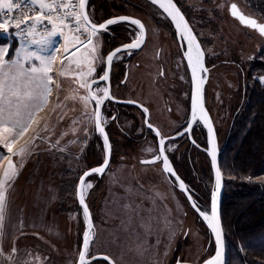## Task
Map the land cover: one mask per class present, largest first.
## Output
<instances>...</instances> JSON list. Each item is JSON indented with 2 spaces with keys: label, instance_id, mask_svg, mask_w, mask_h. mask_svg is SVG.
<instances>
[{
  "label": "rangeland",
  "instance_id": "1",
  "mask_svg": "<svg viewBox=\"0 0 264 264\" xmlns=\"http://www.w3.org/2000/svg\"><path fill=\"white\" fill-rule=\"evenodd\" d=\"M177 1L205 54L208 71L202 75L204 105L222 149L234 115L244 110L246 90L252 89L256 81L264 86V73L258 74L255 67H251L256 61L264 63V37L234 19L229 6L234 3L245 15L264 23V0ZM56 2L75 4L77 0ZM88 13L96 24L114 16H134L149 25L148 50L162 43V38L163 45H169L168 37H163L160 31L167 25L160 22L151 0H89ZM127 25L133 26L118 22L100 32L99 54L103 58L112 45L135 37V32ZM42 35L37 34L36 39ZM104 36H110L109 40H104ZM56 40L61 45L60 60L51 75L60 88L51 85L53 91L48 104L36 112V123L16 145L19 149L39 133L31 154L23 158L22 166L20 157L12 158L18 174L7 192V211L0 229V264H75L88 231L83 209L76 200V183L85 170L104 161V143L91 118L92 101L86 107L80 99L87 95L85 89L79 88L73 76L58 75L68 62L64 60L62 65L63 40L59 36ZM16 43L20 48L27 46L13 29L9 28L8 33L0 30V44L14 46ZM31 47L36 49V45ZM167 50L176 54L173 46H168ZM30 63L38 64L37 61ZM93 66L94 77H97L104 69L103 63L97 61ZM130 72L128 90H138L141 71L131 65ZM25 80L26 77L21 78L19 87ZM149 101L152 120L159 125L161 135L172 134L182 119L180 110L174 105L172 113H166L158 96H150ZM57 104L61 106L56 107ZM102 118L106 130L105 112ZM192 130L191 148L183 141L169 142L165 152L171 168L186 183L194 202L210 216L213 178L206 154L207 135L200 120H195ZM109 131L122 138L116 126ZM113 139L115 143L106 172L86 179L92 184L85 195L93 221L87 256L91 259L89 264H109L108 260L97 258L99 256L108 257L113 264H199L210 257L214 241L180 192L179 183L162 171L159 162L143 163L156 154L155 142L120 147L117 144L122 140L116 136ZM0 153L8 155L2 147ZM6 167L7 160L0 161V176ZM222 175L223 178V172ZM257 180L264 183V175Z\"/></svg>",
  "mask_w": 264,
  "mask_h": 264
},
{
  "label": "snow or ice",
  "instance_id": "2",
  "mask_svg": "<svg viewBox=\"0 0 264 264\" xmlns=\"http://www.w3.org/2000/svg\"><path fill=\"white\" fill-rule=\"evenodd\" d=\"M151 2L162 9L172 19L176 25L178 34L187 42L186 59L191 69L192 80L195 86V93L192 100V119L195 121L197 114H199L200 118L209 125V132L211 133L210 120L203 107L202 85L204 79L200 76V73L207 71L203 64L204 53L173 0H151ZM24 3L25 0H0V29L4 33L9 32V26L19 29L15 34L25 40L27 44L26 47H22L17 52L18 58L16 60L9 61H5L4 59L8 49L0 47V147L4 148L8 153V155L0 153V161L7 160V167L4 169L2 176H0V229L3 227V221L7 211V192L18 174L12 158L20 157L22 166L23 158L31 154L32 144L35 139L39 138V133L31 138V140L26 141L19 149H16V145L29 131L32 124L36 123V112L43 110V107L48 104L49 97L53 91L51 85L55 84L56 88H60V84L51 75L53 71L52 64L57 59L56 53L61 48L56 37L59 36L63 40L62 47L65 55L61 63L63 65L64 60L68 62L58 72V75L61 77L73 76L79 88L85 89L87 95L81 96L80 99L86 107L89 101H95L91 118L94 119L97 130L104 137V143L107 148L108 137L105 134L104 128L101 126L105 121H103L101 116L100 107L106 99L113 98L110 96L107 87L101 88L99 85V80L107 81L109 79L108 72L105 71L103 75L94 77L95 68L93 65L97 61H104V58L99 54V34L101 31H106L109 25L116 24L120 21H128L138 27L139 39L124 46V48L138 49L142 45L146 33L145 26L140 20L128 17L109 19L105 23L97 25L90 19L86 11L87 0H77L75 4L71 2L58 4L56 0H51V2L49 0H28L30 7L27 11H34L35 14L32 16L13 15V11L21 9V5ZM58 8L72 10L60 14L57 12ZM231 12L242 24L257 28L260 34L264 35V26L257 25V22L253 19H246L239 13L235 4L231 5ZM45 21L47 22L46 24ZM21 25H25V27L21 28ZM40 28L44 29V34L39 39H36ZM29 38L31 39L29 40ZM32 45H36L35 50H30ZM120 51L121 49H116L107 55L106 61L108 67L111 66L114 57ZM21 56L23 60L20 59ZM32 61H37L38 64L30 63ZM25 63H30V66L25 68ZM73 65L75 68L72 67ZM85 68L87 69L86 71L84 70ZM22 77H26L23 83L25 89L23 92L18 84ZM32 84L35 87L30 89L29 85ZM98 92L103 93V96H98ZM60 106V104L56 105V107ZM144 112L147 113L146 108ZM148 127L152 128L153 126L148 124ZM156 135L160 136V133L157 131ZM210 143L212 144V151L209 152V155L212 158L213 167L215 168V144L214 141H210ZM147 150L149 152L152 151L151 148ZM156 160L163 161V170L166 173H171L173 176L176 175L169 164L167 155H165V141L163 138L159 140V155ZM155 162V160L143 161V163ZM107 165L108 160L106 159L103 166L86 172L84 176L87 177L93 172L103 174ZM216 183L218 189L220 186V173L218 169ZM91 187L92 184L88 183L84 177L80 179L78 198L80 204L83 206L89 231L85 233L83 250L79 254V264H89L86 257L88 256L89 239L92 235L93 225L85 201V195L86 190ZM180 188L182 190L185 188L182 182L180 183ZM193 206L195 207L196 205L194 204ZM201 215L208 222L209 228L216 234L218 245L216 257L207 261V264H223V241L215 195L213 196L211 215L209 216L204 213H201ZM103 258L109 260L108 257ZM109 264H111L110 260Z\"/></svg>",
  "mask_w": 264,
  "mask_h": 264
},
{
  "label": "flooded vegetation",
  "instance_id": "3",
  "mask_svg": "<svg viewBox=\"0 0 264 264\" xmlns=\"http://www.w3.org/2000/svg\"><path fill=\"white\" fill-rule=\"evenodd\" d=\"M173 1L177 5V8L184 15L186 19L185 21H187V23L193 30V27L190 21H188V17L182 9L180 3H178L177 0ZM156 10L160 22H164V25H167V28L165 27L160 29L163 37H168L169 45H167V47L173 46L176 54H174L173 50H167V47L163 45L164 38H162L161 40L162 43H160L159 45H154L152 49L148 50L147 46H149L151 30L146 22L139 19L145 26L146 30L143 44L140 46L141 48L139 50H122L117 53L116 57H114L111 64V71H109V79L107 81L102 80L99 82V85H103L104 87H107L109 89L110 96L113 99H106L103 105L100 107V112L101 116L102 113L105 112L108 119L106 134L108 135L111 149L115 143V140L113 139L114 136L122 140L121 144H117L118 146L120 145V147H133L136 146V144H144L146 146L145 143H147V141H153L155 142L154 144H156L157 152L155 155H153V157L149 159H153L156 162H159L162 167L163 161L156 160L157 156L159 155V141L155 130L157 129V131L159 132L160 127L152 120L153 113L152 109L150 108L152 105V103L149 101L150 96L159 97V99L162 101V105L166 113H172V106L176 105V109L180 110L179 113H181L182 115V119L181 121H179V125L173 130L172 134L163 137L159 132L160 139L163 138L165 141V151L166 144H168L169 142L175 143L177 141H183L189 146V148H191L193 141L192 129L194 126V122L190 126V117L192 114V77L187 61L184 57L187 50V42L180 37V35L177 33V29H175L174 24L169 21V19L161 10H159L157 6ZM129 24L131 25V23ZM128 27H130L135 32V34H133L135 35V37H131L129 38V40H125L121 44H117L115 46L112 45L111 47H109L106 55H104V61L102 62L104 69L97 77L103 75L106 64L105 59L110 52H112L119 46L135 42V40L139 39L138 27L135 25ZM165 33H167L168 35ZM110 34L108 33L107 35ZM109 38L110 36H104V40L107 39L108 41ZM131 65L139 68L141 74L138 83L139 89H132L129 91V84L127 83H129L131 76ZM161 73H163V75H161ZM93 86L95 87V85ZM137 92H139V95L135 96ZM100 96H103V94H101ZM92 103L95 107V101H92ZM145 108L147 109V113L144 112ZM127 122H129V124H127ZM148 124H151L153 127L149 128ZM114 126H116V132L122 134V138L117 135L111 134L109 130H112ZM166 175L169 176L168 174Z\"/></svg>",
  "mask_w": 264,
  "mask_h": 264
},
{
  "label": "trees",
  "instance_id": "4",
  "mask_svg": "<svg viewBox=\"0 0 264 264\" xmlns=\"http://www.w3.org/2000/svg\"><path fill=\"white\" fill-rule=\"evenodd\" d=\"M253 62L258 74L264 63ZM244 110L234 115L221 149L224 193L220 216L228 264H264V86L246 90ZM239 115V116H237Z\"/></svg>",
  "mask_w": 264,
  "mask_h": 264
},
{
  "label": "water",
  "instance_id": "5",
  "mask_svg": "<svg viewBox=\"0 0 264 264\" xmlns=\"http://www.w3.org/2000/svg\"><path fill=\"white\" fill-rule=\"evenodd\" d=\"M88 2H89V0H87V5H86V11L88 12ZM174 2V1H173ZM175 3V2H174ZM234 3H231V5H233ZM231 5L229 6L230 8H229V13H230V15L234 18V19H236L242 26H245V27H248V28H251L252 30H256L259 34H260V32L258 31V29L257 28H253V27H250V26H247V25H245V24H242L241 22H240V20L237 18V17H234L233 15H232V12H231ZM155 6H157V5H155ZM177 6V5H176ZM158 7V6H157ZM159 8V7H158ZM237 9H238V11H239V13L241 14V15H243L246 19H253V20H255L256 22H257V25H261V26H264V23H260V22H258L255 18H252L251 16H248V15H245L243 12H241L240 10H239V8L237 7ZM159 10H161L162 12H163V10L162 9H160L159 8ZM180 11V10H179ZM181 12V11H180ZM164 13V12H163ZM89 14V13H88ZM165 14V16L169 19V21H171L173 24H174V26H175V29H176V25H175V23L172 21V19L170 18V17H168V15L166 14V13H164ZM182 14V13H181ZM183 15V14H182ZM184 16V15H183ZM120 17H128V18H131V19H137L138 20V18H136V17H133V16H129V15H119V16H114V17H110V18H107L106 20H104L103 22H101V23H97V25H99V24H103V23H105L107 20H109V19H116V18H120ZM91 19V18H90ZM184 19H185V17H184ZM186 20V19H185ZM120 22H128V21H120ZM187 22V21H186ZM130 23V22H129ZM188 24V23H187ZM189 25V24H188ZM111 25H109L108 27H110ZM136 26V25H135ZM189 27H190V25H189ZM190 29H191V27H190ZM191 31H193L192 29H191ZM103 32V31H102ZM178 33V32H177ZM193 33V32H192ZM193 35L195 36V38H196V42L200 45V42H199V40H198V38H197V36L195 35V33H193ZM261 35V34H260ZM263 37H264V35H262ZM131 43H133V42H131ZM128 44H130V43H128ZM128 44H124V45H122V46H119V47H117V48H115V50L116 49H121V51L122 50H128V49H125L124 48V46H126V45H128ZM143 44V43H142ZM141 47H139L137 50H139ZM200 48H201V50L203 51V49H202V46L200 45ZM111 53V52H110ZM109 53V54H110ZM203 53H204V51H203ZM108 54V55H109ZM205 55V54H204ZM185 59H186V54H185ZM105 61H106V59H105ZM186 61H187V59H186ZM187 64H188V62H187ZM203 64H204V67H205V69H206V65H205V57L203 56ZM189 67V66H188ZM190 69V68H189ZM207 71H208V69H206ZM105 71H107L108 72V76H109V71H111V66L110 67H108L107 66V61H106V64H105ZM104 71V72H105ZM207 71L205 72V73H207ZM103 72V73H104ZM190 74H191V77H192V73H191V69H190ZM200 76L202 77V73H200ZM100 81H102V80H99V82ZM192 81V92H191V103H192V100H193V96H194V93H195V86H194V84H193V80H191ZM202 98H203V107H204V110L207 112V115H208V119L210 120V126H211V128H212V132L210 133L209 132V125L208 124H206L205 122H204V120H202L201 118H200V116H199V114H197V119L196 120H200L201 121V123L203 124V126H204V130L206 131V135H207V140H206V142H208V152H206V154L208 155V157H209V160H210V166H211V171H212V178H213V182H212V188L210 189V191H211V193H210V201H209V203H210V205H209V208H210V215H211V210H212V202H213V196L215 195V197H216V205H217V212H218V216H219V221H220V228H221V233H222V241H223V256H222V260H223V264H227L226 262H227V254H226V244H225V239H224V237H225V235H224V230H223V227H222V221H221V216L219 215L220 214V207H221V201H222V199H223V193H224V181H223V178H222V171H221V169H220V166H219V164H220V154H219V152H221V149L219 148V144H218V138H217V135H216V130H215V126H214V124H213V121H212V119H211V117H210V114H209V112H208V110H207V108H206V106L204 105L205 104V102H204V97H203V91H202ZM191 106H192V104H191ZM191 119H190V126H191V124L193 123V122H195V121H193V119H192V114H191V117H190ZM95 122V121H94ZM102 127H103V124L101 125ZM104 128V127H103ZM95 131L96 132H98V134H100V132L97 130V128H96V126H95ZM104 131H105V134H106V130H105V128H104ZM155 132H157V129L155 130ZM107 135V134H106ZM100 136H101V138H102V140H103V143H104V137L100 134ZM107 137H108V135H107ZM157 138H158V141L160 140V136H157ZM210 141H214V144H215V155H216V167L214 168L213 167V163H212V158H211V156L209 155V152L210 151H212V144L210 143ZM104 149H105V157H104V161L100 164V165H98V166H95V167H92V168H90V169H88V170H85V172L80 176V178H79V180H78V183H76L77 184V188H76V200H77V203L81 206L80 208H82L83 209V206L80 204V202H79V198H78V191H79V188H80V179L82 178V177H84L85 178V180L89 177V176H91V175H94V174H96V175H98V176H101L102 174H97V173H95V172H93L91 175H88L87 177H85L84 176V174L86 173V172H89L90 170H92V169H95V168H97V167H101V166H103L104 165V162H105V160L107 159L108 160V165H107V167L105 168V171H104V173L106 172V170H107V168H108V166H109V164H110V160H111V154H112V149H111V146H110V141H109V138H108V147L106 148V146H105V143H104ZM158 146H159V142H158ZM146 161H153V159H149V160H146ZM162 169H163V162H162V167H161ZM173 169V168H172ZM217 169L219 170V173H220V186H219V188L217 189V183H216V174H217ZM164 171V170H163ZM173 171L175 172V176H173L171 173H166L165 171V173L166 174H168V175H170V176H172L173 177V179H175L178 183H179V185H180V183L182 182L183 184H184V186H185V188L182 190L181 188H180V192H182L183 193V195L185 196V198H186V200H187V203L190 205V207L192 208V210L195 212V216L197 215L200 219H201V221H203V223L206 225L205 227H207L208 228V230H209V232H210V234H211V239H213V241H214V244H215V247H214V252H213V254L210 256V257H208L207 259H205V260H203L201 263H199V264H207V261H209V260H212V259H214L215 257H216V254H217V251H218V245H217V239H216V234L212 231V229L211 228H209V226H208V222L207 221H205V219H204V217L201 215V213H203V211L199 208V206L194 202V200H193V198H192V196H191V194H190V192L189 191H187L188 189H187V187H186V184H185V182L183 181V179H181V177L178 175V173L176 172V170H174L173 169ZM177 177H178V179H177ZM190 197V198H189ZM87 204V203H86ZM196 205L195 207L193 206V205ZM88 210H89V208H88ZM89 213H90V211H89ZM90 218L92 219V217H91V213H90ZM85 220H87V219H85ZM91 222L93 223V221L91 220ZM88 231H89V229H88ZM84 238H85V236L83 237V239H82V244H80L81 245V247H80V252H79V254L81 253V251L83 250V244H84ZM78 257V259H77V261H76V263L75 264H79V256H77ZM103 257H105V256H99V257H97V258H99V259H104ZM87 259H88V262H90L91 261V259H89L88 257H86ZM111 261V260H110ZM108 262H109V260H108ZM111 264H113V262L111 261Z\"/></svg>",
  "mask_w": 264,
  "mask_h": 264
},
{
  "label": "crops",
  "instance_id": "6",
  "mask_svg": "<svg viewBox=\"0 0 264 264\" xmlns=\"http://www.w3.org/2000/svg\"><path fill=\"white\" fill-rule=\"evenodd\" d=\"M0 30H2V29H0ZM17 36V35H16ZM24 41V40H23ZM24 42H26V41H24ZM0 47H4V48H7L8 49V51H7V54L5 55V57H4V59H5V61H9V60H16L18 57H17V52H19L20 50H21V48H20V46L19 45H17V43L16 44H14V46H12V45H8V44H0ZM30 50H35V48L34 47H31V49ZM56 56H57V59L54 61V63L52 64V68H53V70H54V66H56L58 63V61L60 60V56L58 55V52L56 53ZM30 66V64L29 63H25L24 64V67L25 68H27V67H29ZM53 72V71H52ZM10 83H11V81H10ZM34 84H32V85H29V88L31 89V88H34V86H33ZM20 89H21V91L23 92V91H25V89H24V87H23V85H21L20 86ZM1 231V230H0Z\"/></svg>",
  "mask_w": 264,
  "mask_h": 264
},
{
  "label": "built area",
  "instance_id": "7",
  "mask_svg": "<svg viewBox=\"0 0 264 264\" xmlns=\"http://www.w3.org/2000/svg\"><path fill=\"white\" fill-rule=\"evenodd\" d=\"M30 7V5L28 4V0H25V3L23 4V5H21V9H19V10H14L13 11V15H16V16H21V15H28V16H32V15H34L35 14V12L34 11H31V12H29V11H27V9ZM58 10H59V13L60 14H63L64 12H66L67 11V9H60V8H58ZM29 23H31V21H29ZM47 22L45 21V24H46ZM23 27H25V25H21V28H23ZM49 27H51V26H49ZM9 28L10 29H13L14 31H15V33L17 32V31H19V29H16V28H14V27H12V26H9ZM38 34H44V29L43 28H40L39 30H38ZM19 37V39H21V40H23L20 36H18ZM29 40H30V38H29ZM25 41V40H24Z\"/></svg>",
  "mask_w": 264,
  "mask_h": 264
}]
</instances>
